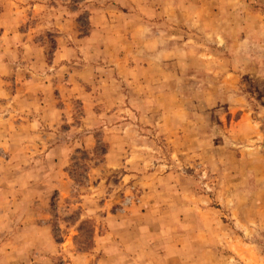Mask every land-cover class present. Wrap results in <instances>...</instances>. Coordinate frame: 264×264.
<instances>
[{"label": "rangeland", "instance_id": "rangeland-1", "mask_svg": "<svg viewBox=\"0 0 264 264\" xmlns=\"http://www.w3.org/2000/svg\"><path fill=\"white\" fill-rule=\"evenodd\" d=\"M74 261L264 264V0H0V264Z\"/></svg>", "mask_w": 264, "mask_h": 264}, {"label": "crops", "instance_id": "crops-1", "mask_svg": "<svg viewBox=\"0 0 264 264\" xmlns=\"http://www.w3.org/2000/svg\"><path fill=\"white\" fill-rule=\"evenodd\" d=\"M22 125L28 128V125L26 124H22ZM42 127L44 128L43 124H42ZM58 132H56V134H50L51 136H54L56 138V142L52 144L50 143L51 148H49L46 154L42 156V163L44 164L48 162L52 166L50 170V174L52 173L54 175H57L56 178H54L50 182L47 188H49L53 194L57 193L60 197H67L72 191V180L68 176V172L66 170H67V166L69 165V159H70L73 148H71V145L69 144L64 146L62 143H60V141L57 138H61L62 135H58ZM28 135H29V132L26 131L25 133L26 140H29ZM50 137L45 136V138H50ZM85 141H86V146H88V148L93 147V141L91 142V137H85L81 141L80 146ZM51 198H52V195L50 199H48V201L46 200V202L49 203ZM82 258H83V255H79L76 257V259L78 260H81ZM73 264H75V261Z\"/></svg>", "mask_w": 264, "mask_h": 264}, {"label": "trees", "instance_id": "trees-1", "mask_svg": "<svg viewBox=\"0 0 264 264\" xmlns=\"http://www.w3.org/2000/svg\"><path fill=\"white\" fill-rule=\"evenodd\" d=\"M98 148H99V147H98ZM97 151H98V150L96 149V152H97ZM106 153H107V152H106V150H105V151H102V153H101V154H102L103 156H105V155H106Z\"/></svg>", "mask_w": 264, "mask_h": 264}]
</instances>
